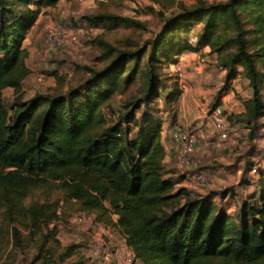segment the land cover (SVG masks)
I'll return each mask as SVG.
<instances>
[{
	"label": "trees",
	"instance_id": "trees-1",
	"mask_svg": "<svg viewBox=\"0 0 264 264\" xmlns=\"http://www.w3.org/2000/svg\"><path fill=\"white\" fill-rule=\"evenodd\" d=\"M57 1L0 0V259L10 237L23 245L17 222L48 231L43 242L55 234L57 201L48 193L60 190L75 200L78 210L94 212L96 221L118 231L142 264H217L219 259L264 264V172L257 178V190L229 214L208 198L190 195L184 186L175 188L176 181L164 176L159 115L150 110L139 119L135 114L156 97L161 62L208 46L225 69V88L242 66L252 93L235 117L252 138L264 116V0H197L167 15L140 46L120 48L100 40L105 45L101 56L110 58L107 64L90 69L83 82L64 92L18 99L10 112L2 89L18 91L22 86L30 72L23 40L41 9ZM86 19L92 24L141 25L135 17L112 12L91 13ZM194 20L202 22L196 46L179 36ZM142 65L145 92L116 119H107L104 109L110 108L111 97L136 80ZM175 95L178 89L166 97L173 100ZM134 124L138 130L130 135ZM33 190H42L46 199L25 203ZM74 248L69 246L59 258ZM51 259L44 260L48 264ZM68 264H84V259L79 256Z\"/></svg>",
	"mask_w": 264,
	"mask_h": 264
},
{
	"label": "rangeland",
	"instance_id": "rangeland-1",
	"mask_svg": "<svg viewBox=\"0 0 264 264\" xmlns=\"http://www.w3.org/2000/svg\"><path fill=\"white\" fill-rule=\"evenodd\" d=\"M196 1L58 0L54 6L43 7L40 16L38 15L39 20L34 22L32 31L30 30L28 35L27 31V38L23 40V45L28 49L26 63L30 67V72L23 79L18 91L9 86L2 89L8 109L12 112L16 100H27L37 92H64L69 87L83 82L90 74V69L103 67L110 58L101 56L105 45L100 40L120 48H132L134 44L140 46L156 34L167 15L178 11L181 5L190 6ZM96 12L132 16L141 21V25L92 24L86 19V15ZM201 24V21L194 20L190 23V30L180 32L179 36L196 46V27L199 30ZM50 25L63 27L75 38L65 43L48 45L44 40V33ZM201 48L183 50L173 59L161 62L157 72L162 85L157 89L156 95H153L156 97L150 99L149 106L142 105L135 110V114L141 119L145 112L152 110L159 115L165 127L174 123L176 128L189 130L195 134L197 144L191 164L187 167L175 164L173 167L164 163L166 169L164 176L176 181L175 188L184 186L190 191V195L208 198L217 207L234 215L241 201L257 188L255 181L249 183L246 168L256 166L259 172L260 162L264 159V116L260 118L262 126L258 127L252 138H249L248 127L244 124L237 126L238 119L232 115L233 112L226 111L229 124L228 143L225 148H216L212 145L213 128L199 112L198 105L219 104L223 91L230 85L224 87L226 73L222 74V67L216 61V55L214 57L200 53L196 57V51ZM145 58L144 54L142 60L145 61ZM197 64L199 66L202 64L199 71L196 70ZM144 67L142 65L136 80L125 91L117 92L111 97L110 108L104 109L107 119H116L125 110L126 104L135 101L145 92ZM207 68L209 73H214L212 75L215 80H207L206 84H211L214 89L204 98L195 94L196 73L199 74ZM178 72H181V82L184 86L179 83ZM39 75L41 77H38ZM235 77L246 78L242 66H238ZM173 89H178L179 95H175L173 100H168L167 93ZM138 126L136 124L130 126V135L137 132ZM199 171L209 176L210 180L207 183L198 184L195 181L193 175ZM48 194L49 198L57 201L55 234L43 242L42 234H47L48 231H44L42 227L31 228L17 222L22 233L23 245L19 247L14 244L10 237L9 242L4 245L1 264H46L45 257L52 258L48 264H68L79 256L83 257L84 264H101V259L93 254L100 240L105 241L114 250L123 247L120 241L122 235L113 227L96 221L94 212L92 221L75 222L73 216L85 212L78 210L75 200L65 198L60 190H52ZM45 199L42 190L35 192L33 190L26 196L25 203L30 204L34 200L41 202ZM72 245H75L73 251L60 259L59 254ZM216 263L236 264L220 259L216 260Z\"/></svg>",
	"mask_w": 264,
	"mask_h": 264
},
{
	"label": "built area",
	"instance_id": "built-area-1",
	"mask_svg": "<svg viewBox=\"0 0 264 264\" xmlns=\"http://www.w3.org/2000/svg\"><path fill=\"white\" fill-rule=\"evenodd\" d=\"M74 38V35H70L61 26L50 25L44 33V40L50 46L63 42L65 43ZM177 74L179 76L180 85L184 86L183 82H181V72H178ZM38 77H41V75ZM198 110L213 128L214 139L212 145L216 148H225L229 140V124L227 121L226 110L220 104L209 106L204 103L198 105ZM170 137L172 145L176 151L178 165L180 167L189 166L192 162L197 144L195 134L189 130L175 128L171 131ZM250 172L256 173V166H251ZM193 176L198 184H204L210 180L209 176L202 171L197 172ZM93 219L94 215H92V213L80 212L73 216V221L75 222L81 220L92 221ZM123 248L125 249L123 250ZM93 254L101 259V264H137L134 252L126 244H123V247L114 250L105 241L100 240Z\"/></svg>",
	"mask_w": 264,
	"mask_h": 264
},
{
	"label": "crops",
	"instance_id": "crops-1",
	"mask_svg": "<svg viewBox=\"0 0 264 264\" xmlns=\"http://www.w3.org/2000/svg\"><path fill=\"white\" fill-rule=\"evenodd\" d=\"M48 7H50V6H48ZM39 16H38V19H36V22L39 20ZM34 24L28 30L27 35L29 34L30 30L32 31ZM197 32H198V28L196 27V34H197ZM25 38H27V37H25ZM200 53L210 54L211 56L215 57V53L211 52L208 46H203L201 49L196 51V57L199 56L198 54H200ZM196 61L198 62V60H196ZM201 67H202V64L200 66L197 64L196 70L199 71ZM221 71H222V74H225V69L222 68ZM212 74H214V73H211V72L209 73L208 68L199 74L196 73V86H195L196 96H199V97L203 96L205 98V97H207V95H209L208 93L214 89V87L211 86V84H206L207 80H209V79L215 80V78ZM228 85H230V87L227 90H224L222 95H221L220 105L226 111L233 112V114L232 113L231 114L235 117V115H234L235 113L238 114L244 110L243 100L251 96L252 89H251L250 85L248 84L247 78L242 79L241 77L240 78L235 77L232 79V82ZM233 88H234V90H233ZM235 118H237V117H235ZM237 119H238L237 120L238 122L236 124L237 126L244 124V122L241 121L239 118H237ZM162 127L163 128L161 130L160 137H161V141L164 144L165 151H166L163 161L166 165L175 167L176 165H178V163H177V159H176V151L172 145L170 135H171V131L176 128V125L173 123V124H169V126L167 125V127H165L164 123H163ZM196 128H197V123H196ZM198 133H200V132H198ZM240 169H238V170H240ZM247 171L249 174V177H248L249 183H253L255 181L256 185H257V178H258L260 172L261 171L264 172V159H262L260 162L259 172L252 174L249 170H247ZM257 188H258V186H257ZM257 188L253 189V191L257 190ZM120 241L122 244H125V239L123 236H121ZM136 263L142 264L138 260Z\"/></svg>",
	"mask_w": 264,
	"mask_h": 264
}]
</instances>
